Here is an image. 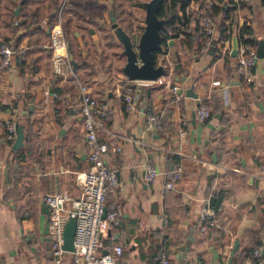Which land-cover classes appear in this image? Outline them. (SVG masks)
Instances as JSON below:
<instances>
[{
	"label": "crops",
	"instance_id": "1",
	"mask_svg": "<svg viewBox=\"0 0 264 264\" xmlns=\"http://www.w3.org/2000/svg\"><path fill=\"white\" fill-rule=\"evenodd\" d=\"M242 1L243 8H235L232 0H190L191 21L178 26V35L167 38L157 56L166 69L163 82L149 86L128 80L119 68L125 57L110 27L113 0L67 4L72 70L109 107L97 137L108 143L103 159L118 180L105 199L116 220L99 250L120 245L114 264H161L162 252L168 264H251L246 257L227 262L234 239L241 250L255 240L264 248V58L253 67L251 84L235 73L245 21L264 42V0ZM48 2L25 1V28L10 32L0 23V44L11 41L15 49L12 63L0 68V264H73L68 253L55 261L42 195L78 192L76 172L88 166L87 136L77 84L52 69L55 52L48 44L56 10L49 15ZM219 4L211 42L219 39L222 20L229 38L218 50L215 42L212 55L210 46L202 52L204 45L199 49L191 38L207 8ZM189 87L197 97L188 95ZM46 89L57 96L44 94ZM131 92L137 95L130 108L124 95ZM200 104L210 110L204 121L195 115ZM151 113L159 116L153 129L147 124ZM12 115L25 134L17 150L5 139L4 120ZM147 164L157 169L153 182L145 179ZM176 164L181 174L166 188V172ZM210 197L219 207L217 226L201 232L198 214ZM184 243L187 249L180 250Z\"/></svg>",
	"mask_w": 264,
	"mask_h": 264
},
{
	"label": "built area",
	"instance_id": "2",
	"mask_svg": "<svg viewBox=\"0 0 264 264\" xmlns=\"http://www.w3.org/2000/svg\"><path fill=\"white\" fill-rule=\"evenodd\" d=\"M241 0H232L233 5L237 8ZM69 0H61L55 11L56 24L54 25L49 46L55 52L52 57V69L57 75L64 78H72L77 84L79 91V108L83 117V126L87 136V160L86 169L76 172L75 182L78 192L75 195L67 193H46L42 195V200L48 205V233L51 245V252L56 257L55 261L60 262L65 253L70 255L73 264H114L115 255H119L122 251L120 245H115L111 252H101L99 248L102 245V238L108 230L109 223L115 222L116 213L114 211L103 214L106 195L116 189L118 180L116 174L107 167L103 159L104 153L108 150V143L100 141L97 137L99 130H105L103 120L108 117L109 107L106 103L100 102L91 95L88 86L75 76L72 70V61L68 53L65 40V32L63 30L62 21L66 12ZM202 29L208 36L202 47V52H207L211 45V35L214 29V20L212 16L205 12L200 20ZM15 49L11 41L0 44V68L9 66L14 58ZM260 58L257 56L256 48L241 44L240 50L236 58L235 73L245 84L253 82V67ZM139 85L149 86L152 83H162V76L156 80H134ZM219 80H213L212 84H219ZM175 91V89H173ZM135 92L124 95L126 104L131 108L134 105L136 95ZM44 94L56 97L55 92L47 89ZM177 99L179 95L175 96ZM1 104V102H0ZM196 118L199 121L206 120L210 115L207 105L200 104L195 111ZM159 116L156 113L147 115V124L150 129L158 125ZM18 120L15 116L8 117L4 120L5 139L12 143L17 132ZM120 149V148H118ZM182 171L180 164L173 165L166 172V188H173L175 181L178 179ZM157 169L147 164L144 169V176L148 182L156 179ZM259 174L264 178V161L260 165ZM219 209L215 210L206 202L198 214V229L204 232L217 226L219 217ZM75 218V230L73 236L72 251L63 249V229L65 222L69 217ZM257 253V249L254 250ZM160 263L168 264L167 255L162 252L160 254ZM262 263V261L260 262Z\"/></svg>",
	"mask_w": 264,
	"mask_h": 264
},
{
	"label": "trees",
	"instance_id": "3",
	"mask_svg": "<svg viewBox=\"0 0 264 264\" xmlns=\"http://www.w3.org/2000/svg\"><path fill=\"white\" fill-rule=\"evenodd\" d=\"M19 1L20 0H15V1L0 0V23L1 21H3L6 27L10 30V32H14L16 30L18 31L21 28H25V12L23 8L25 7L26 0H24L23 4L21 5L20 13H18V15L14 14L15 13L14 7L19 4ZM60 1L61 0H50V2H48L49 15H51V10L53 8H55L54 10L57 9ZM137 4H140L139 6H141V9H143L141 13L143 15L145 12V8H144V3H142L141 1L139 0H113V10L115 12L117 23L121 25L126 31H128L132 35V37H135V36L137 37L143 28V24L138 25V27L133 26L135 22L139 24V21H143V17L142 19L139 20V18L136 19L132 15V9L135 8ZM189 4H190V0H163L159 4L157 8V15L159 17L165 18V24L161 28V34H162V39H161L162 49L161 50H163L166 44L165 42L167 38L176 37L178 35V33L181 30L178 27L180 24L188 25L189 22L191 21V15L186 13V8L188 7ZM239 4L243 8L242 0L239 2ZM222 7L223 5H220V4L211 5L210 7L207 8L206 12L215 18L217 12L221 11ZM67 8H69V6ZM106 10H107L106 7H102V11H106ZM68 13L66 9V12H65V15L62 21L63 30L65 32V38L67 36V30L65 28V23H66V20L68 19ZM224 13L227 14L226 11H224ZM14 19L18 21L16 25L14 24ZM137 20L139 21L137 22ZM55 24H56V18H55L54 25ZM194 32L195 34L192 36L191 39L197 41V44H198L197 46L200 49L204 45L205 41L208 39V36L205 34L204 30L202 29L201 24L196 26ZM219 32H220L219 39L213 41V42H216L217 44V50L220 49L223 46L224 41L229 38V26H227L226 23H224V20L220 21ZM18 38L19 36L16 38V41L18 40ZM237 40L240 43L248 44L253 47H256V39H255V36H253L252 28L248 21H245L243 25L240 27ZM49 41H50V37H49ZM3 42L4 41H1V43ZM71 50H72L71 47L68 48V53L71 52ZM161 50L155 51V63L158 62L157 56L161 52ZM18 55L20 56V53H18ZM77 77L80 79L78 75ZM58 102L60 103V105L64 104L61 100H59ZM211 207L215 210L219 208L218 204L216 203H214ZM255 249H257V253H254ZM242 257L248 258L251 264H264V248L260 247L259 242L255 240V243H251L250 246L244 248L243 250L238 248L234 254L233 260L235 262L236 259H239ZM261 261L262 263H260Z\"/></svg>",
	"mask_w": 264,
	"mask_h": 264
},
{
	"label": "water",
	"instance_id": "4",
	"mask_svg": "<svg viewBox=\"0 0 264 264\" xmlns=\"http://www.w3.org/2000/svg\"><path fill=\"white\" fill-rule=\"evenodd\" d=\"M162 1L163 0H147L144 2L145 12L143 17V28L136 40L135 37H132L128 31L117 23L114 10L111 9L109 11L110 27L116 39L121 44V53L125 57L124 64L119 68L128 80H156L166 74L164 65L155 63V51L162 49L161 28L165 24V18L157 15V8ZM23 2L24 0L19 1V4L15 9V14H18ZM214 51L215 42H212L209 53L213 55ZM256 53L259 58H264V42L262 39L256 40ZM186 91L189 96L197 97L196 93L193 92L192 87H189ZM180 92H182V89H180L179 93ZM262 98L264 100V91L262 92ZM24 139L25 134L23 126L18 125L16 136L12 142L11 148L13 150L19 149L23 145ZM209 206H212V197L209 198ZM106 212L107 208L104 206L102 214L103 217H105ZM74 230L75 218L71 216L65 222L63 229L62 247L66 251H72L74 249ZM238 244L239 240L238 238H235L227 258L228 263H231L233 255L238 248ZM179 249L186 250L187 243L181 245ZM115 262L117 261L115 260ZM213 264H219V262L214 261Z\"/></svg>",
	"mask_w": 264,
	"mask_h": 264
},
{
	"label": "rangeland",
	"instance_id": "5",
	"mask_svg": "<svg viewBox=\"0 0 264 264\" xmlns=\"http://www.w3.org/2000/svg\"><path fill=\"white\" fill-rule=\"evenodd\" d=\"M142 10L143 9H141V6L137 5V6H135V8L132 9V15L137 19V16L140 17ZM137 37L135 36V40L137 39Z\"/></svg>",
	"mask_w": 264,
	"mask_h": 264
}]
</instances>
